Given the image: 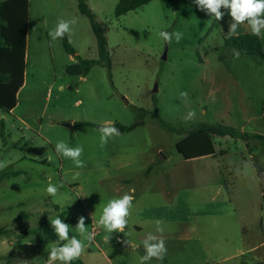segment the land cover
<instances>
[{
  "label": "rangeland",
  "instance_id": "obj_1",
  "mask_svg": "<svg viewBox=\"0 0 264 264\" xmlns=\"http://www.w3.org/2000/svg\"><path fill=\"white\" fill-rule=\"evenodd\" d=\"M87 1L106 27L111 66L84 74L76 57L98 60V49L78 0H30L25 85L17 107L0 111V175L23 174L0 183V264H47L50 249L65 241L31 234L44 217L75 221L69 235L86 251L71 264H140L148 233L167 248L149 264L264 262V147L215 136V156L186 160L176 147L182 137L151 114L184 131L205 123L264 135V61L235 58L224 42L231 20H216L195 0H155L119 18L118 0ZM60 19L76 20L66 34L75 55L49 36ZM161 31L182 39L168 44ZM242 34H252L248 24L234 36ZM259 37L264 52V32ZM107 122L143 124L101 147L98 128ZM60 141L83 147V168L56 153ZM49 183L63 185L56 196L47 194ZM125 193L135 196L125 233L105 243L98 220ZM80 216L98 232L91 245L74 230Z\"/></svg>",
  "mask_w": 264,
  "mask_h": 264
},
{
  "label": "trees",
  "instance_id": "obj_2",
  "mask_svg": "<svg viewBox=\"0 0 264 264\" xmlns=\"http://www.w3.org/2000/svg\"><path fill=\"white\" fill-rule=\"evenodd\" d=\"M153 1L155 0H118L115 15L119 18ZM29 8L30 0H0V111L8 114L17 107L18 94L25 83ZM78 10L81 15L89 19L98 49V60L90 61L76 57L85 68L84 74H87L89 69L96 65L104 64L110 68L111 60L105 25L97 22L95 14L85 0H78ZM221 11L224 16L220 20H231L230 15H228L229 10L222 8ZM63 42L65 50L70 55H75V51L70 46L66 35L63 37ZM224 42L226 46L237 49L245 56H256L264 61L262 39L259 36L253 34H242L230 38L224 36ZM136 110L140 113V117L149 114L145 110ZM151 114L159 121L161 128L182 137L176 147L177 151L186 160L215 156L216 148L213 141L215 136L242 140L247 146L250 141L254 140L264 147V135H249L231 126L205 123L200 124L195 129L184 131L161 120L157 110L151 112ZM142 124L143 122H138L132 126H122L120 124H114V126L119 129L120 133H127ZM20 174L22 173L13 171L2 173L0 182L9 176L17 177ZM258 176L262 179L259 172ZM19 218L25 220L27 216L26 214H21ZM63 220L68 224L75 223V221L70 219ZM5 233L6 231L1 230L0 236ZM31 234L42 241H59L51 227L50 221L45 217L42 218L39 226L31 231ZM254 264H264V262Z\"/></svg>",
  "mask_w": 264,
  "mask_h": 264
},
{
  "label": "clouds",
  "instance_id": "obj_3",
  "mask_svg": "<svg viewBox=\"0 0 264 264\" xmlns=\"http://www.w3.org/2000/svg\"><path fill=\"white\" fill-rule=\"evenodd\" d=\"M195 3L201 11L206 10V13L214 16L216 20H220L224 16V13L221 11L222 8L229 10L228 15L231 17L227 32L229 38L236 35L239 26L245 22H247L253 35L261 36L262 32H264V0H195ZM75 23V19H60L56 27L49 32V36L52 40H56L58 38H63L66 34L70 35L72 32L71 25ZM159 35L168 44L172 43L173 38L177 43L182 39V33L180 32L169 33L167 31H161ZM233 53L234 57L238 59L240 52L233 49ZM180 96L186 98L187 93L181 92ZM194 116L195 111H189L187 118L191 119ZM98 131L100 133L101 147L106 146L110 138L121 135L119 129L110 122L100 126ZM55 151L61 157L73 161L77 168H83L85 166L84 162L80 159L83 153L82 146L70 147L64 141H60L56 143ZM5 166L6 164L0 162V168ZM78 176L79 173L77 172L74 174L73 179H77ZM62 186V184L59 185V187ZM59 187L49 183L46 192L51 196H56ZM132 192H134V189ZM134 199L135 196L133 194L125 193L118 198L110 199L106 206H104L98 220V226L102 227L106 232L103 238L105 243L110 242L114 232L125 233ZM50 224L59 240L65 241V243L53 246L50 249L47 264H53L55 261H60L62 264H71L72 261L79 259L85 253L86 248L84 242L78 239L76 235H69L70 228L72 227L59 217L52 219ZM160 224L161 221H156L157 232H163ZM74 230L79 236L83 237L89 245L94 242L95 230L91 232L88 231L84 216L78 218ZM125 243L128 244L129 242L125 241ZM142 244L145 254L140 258V264H149L153 258L162 261L167 253L164 239L152 233L147 234Z\"/></svg>",
  "mask_w": 264,
  "mask_h": 264
},
{
  "label": "crops",
  "instance_id": "obj_4",
  "mask_svg": "<svg viewBox=\"0 0 264 264\" xmlns=\"http://www.w3.org/2000/svg\"><path fill=\"white\" fill-rule=\"evenodd\" d=\"M86 2H88V1L86 0ZM87 4L89 5V3H87ZM89 6H90V5H89ZM24 85H25V83H24ZM21 90H22V89H21ZM21 90H20V91H21ZM19 93H20V92H19ZM18 95H19V94H18ZM13 172H19V173H22V172H20V171H13ZM20 175H23V174H20ZM20 175H19V176H20ZM14 177H15V176H14ZM4 180H5V179H4ZM4 180H3V181H4ZM3 181H2V182H3ZM0 183H1V182H0ZM243 254H245V253L243 252L241 255H243Z\"/></svg>",
  "mask_w": 264,
  "mask_h": 264
},
{
  "label": "built area",
  "instance_id": "obj_5",
  "mask_svg": "<svg viewBox=\"0 0 264 264\" xmlns=\"http://www.w3.org/2000/svg\"><path fill=\"white\" fill-rule=\"evenodd\" d=\"M97 233H98V232L95 230V236L97 235Z\"/></svg>",
  "mask_w": 264,
  "mask_h": 264
}]
</instances>
